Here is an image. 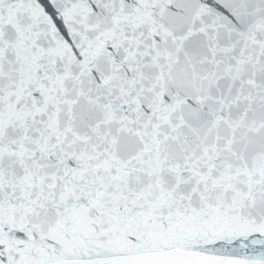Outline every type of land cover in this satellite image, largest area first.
Instances as JSON below:
<instances>
[{"label":"snow or ice","instance_id":"obj_1","mask_svg":"<svg viewBox=\"0 0 264 264\" xmlns=\"http://www.w3.org/2000/svg\"><path fill=\"white\" fill-rule=\"evenodd\" d=\"M0 264H264V0H0Z\"/></svg>","mask_w":264,"mask_h":264}]
</instances>
